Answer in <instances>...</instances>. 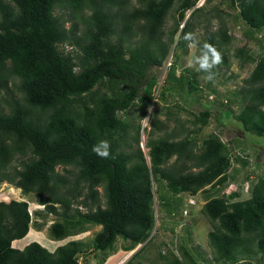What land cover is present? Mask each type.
I'll return each mask as SVG.
<instances>
[{
  "label": "trees",
  "instance_id": "1",
  "mask_svg": "<svg viewBox=\"0 0 264 264\" xmlns=\"http://www.w3.org/2000/svg\"><path fill=\"white\" fill-rule=\"evenodd\" d=\"M197 1L0 0V183L33 195L42 206L35 214L56 217L47 226L52 240L100 226L89 243L72 239L52 251L37 241L14 247L30 226L41 230L46 220H32L25 199H1L0 264H79V256L88 254L102 264L118 249L142 244L124 263L131 264L152 238L155 183L160 208L169 214L183 209V193L203 192L200 210L212 225L207 243L214 264H264V176L248 198L238 199L240 191L219 196L236 175L232 162H248L234 156L230 142L217 133L197 136L213 117L218 123L230 116L244 132L264 136V0H221L225 8L213 7L219 18L215 30ZM228 8L246 24V40L260 48L253 55L245 43L234 52L241 67L253 65L243 86L229 103L210 99L220 109L217 115L201 102L197 76L204 72H177L178 61L170 63L160 98H177L180 109L193 102L204 109H186L199 125L194 131L180 124L155 137L153 130L167 125L151 115L144 152L140 120L157 85L149 67L162 66L171 48L187 52L185 34L202 26L197 56L210 43L222 55L219 66L229 68L232 35L219 15ZM232 104L240 105L238 112ZM133 106L138 120L130 115ZM102 140L110 144L108 158L93 151ZM178 248L181 257L159 252L161 264H200L186 245Z\"/></svg>",
  "mask_w": 264,
  "mask_h": 264
},
{
  "label": "rangeland",
  "instance_id": "2",
  "mask_svg": "<svg viewBox=\"0 0 264 264\" xmlns=\"http://www.w3.org/2000/svg\"><path fill=\"white\" fill-rule=\"evenodd\" d=\"M134 1V0H132ZM198 7H204V12L207 13L205 16L210 17L211 25L210 29L215 30L218 27L219 18L216 16L217 11L213 10V7L218 6L219 8L224 7V2L221 0H211L206 3L205 0H198L196 3ZM225 8V7H224ZM228 14L219 13L220 17L226 22L228 30L232 35V41L228 45L229 59L231 65L229 68L223 66H216L214 72V79L207 80L205 78L206 73L198 74V83L202 88L203 99L201 102L204 103V107H212V112L217 114L220 113L218 106H215L210 99H215V101H224L233 98V93L243 86L242 79L249 75L252 69V64H245L240 66V60L234 56L236 48L242 46L246 43V47L250 50L253 55H257L260 51L259 46L253 40H246L244 35L247 30V26L244 21L238 16L237 10L233 8H228ZM189 14V10L186 12V16ZM172 23L171 17L167 19L166 27H169ZM204 30L202 26L195 29L194 34L196 36L197 42L201 40ZM177 38V36H176ZM198 47L196 44L187 47V52L182 50L171 48L169 55L163 62L162 66H150L148 69L149 75H155L157 79V85L154 90L153 99L147 108V115L140 120L143 131L140 136V146L144 152L146 148L144 143L149 135L151 129L150 116L155 114L159 121L164 122L167 126L163 130H153L152 137L164 135L170 132L172 129L180 128V124L183 125V129L195 130L198 128V124L193 123V115L186 109H190L194 113L203 110L201 103L193 102L187 103L184 108H177L175 97H167L163 100L159 96V91L162 87L166 71L173 61H178L176 70L179 72L181 69L190 68L196 71L198 66L194 63L195 57H197ZM178 55V59H176ZM207 94V96H205ZM209 94H214V96H209ZM209 97V98H208ZM183 103V102H180ZM226 104V103H225ZM181 106V104H179ZM182 107V106H181ZM225 108L224 106H222ZM231 109L233 113L238 112L240 105L232 104ZM130 115H134L135 119L139 116V110L137 106H133ZM222 117V116H221ZM222 122H216L215 118H212L211 123L204 127L202 131L197 133V136L201 140V136L205 133L215 132L220 138L225 142H230L229 147L233 155L237 153L241 154L243 158L248 162L247 165L243 166L240 161H233L231 173H236L235 177L229 180L226 187L222 188L218 195H228L234 191H240V196L238 199H245L251 195L252 186L258 177L264 176V136L260 137L254 133L244 132L239 123L234 119L233 116L221 118ZM138 120V119H137ZM196 134V132H195ZM200 140H198L200 144ZM172 158L170 161H173ZM14 164L17 163L14 161ZM58 171H62V166L57 167ZM237 169V171H234ZM157 184H154L155 192V225L151 232V240L144 246L140 256L134 257L131 264H161L163 261L159 252L169 256L167 253L172 251L178 257H181V252L178 248L179 244H184L193 254L194 259L200 264H214L211 259L212 252L208 247L207 243V232L211 229L212 225L209 220L201 212V206L204 203L203 192H198L197 195L191 196L183 193L180 197L183 198L184 206L181 211H176L175 214H169L165 210L160 208L158 199V189ZM102 193L101 187L98 188ZM27 200L28 210L32 215V220L41 222L46 220L45 226L41 230H36L30 226L27 234L19 241H13L12 246L22 248L31 241H39L43 246L49 250H54L57 246L66 243L72 239H82L85 242H91L93 235L96 231L100 229V226H92L88 231L82 232L80 234L69 236L62 240H52L48 237L47 226L56 217L52 214L42 215L35 214V211L42 210V206L38 205L34 201L33 195H22L20 189L14 187L13 185L2 182L0 183V200ZM192 201V202H189ZM189 203H193L190 205ZM83 210V209H82ZM189 227V228H188ZM191 232H188V230ZM50 242L46 245V241L42 242L41 238ZM122 243L121 239L116 241V246L119 248ZM142 244L137 245L134 249L130 251H123L118 249L115 253L111 254L108 262L110 264H124L131 255L140 247ZM184 264H189L187 260H184ZM107 262V263H108ZM79 264H97L96 258L93 254L81 255L79 256ZM239 264H249L246 262H240Z\"/></svg>",
  "mask_w": 264,
  "mask_h": 264
},
{
  "label": "clouds",
  "instance_id": "3",
  "mask_svg": "<svg viewBox=\"0 0 264 264\" xmlns=\"http://www.w3.org/2000/svg\"><path fill=\"white\" fill-rule=\"evenodd\" d=\"M184 40L188 43L189 47L197 43L194 33H186ZM222 62V55L216 48L205 42L201 46V53L195 57L194 63L198 65V71L206 73L207 80L214 79L213 69ZM93 151L101 158H108L110 156V144L107 140L100 141L97 145L93 146Z\"/></svg>",
  "mask_w": 264,
  "mask_h": 264
},
{
  "label": "crops",
  "instance_id": "4",
  "mask_svg": "<svg viewBox=\"0 0 264 264\" xmlns=\"http://www.w3.org/2000/svg\"><path fill=\"white\" fill-rule=\"evenodd\" d=\"M25 236H26V235H25ZM25 236H24V237H25ZM40 238H41V237H40ZM21 239H22V238H21ZM41 240H42V242L45 240V241H46V243H45L46 245L50 242V240L47 241L46 239L43 240L42 238H41ZM14 241H19V242H20L19 239L14 240ZM36 241H37V240H36ZM37 242H39V241H37ZM39 243H40V242H39ZM40 244H41V243H40ZM51 251H52V250H51ZM111 256H112V255H109V256L106 258L105 262L102 263V264H110V263L108 262V260H109V258H110ZM107 262H108V263H107Z\"/></svg>",
  "mask_w": 264,
  "mask_h": 264
},
{
  "label": "built area",
  "instance_id": "5",
  "mask_svg": "<svg viewBox=\"0 0 264 264\" xmlns=\"http://www.w3.org/2000/svg\"><path fill=\"white\" fill-rule=\"evenodd\" d=\"M189 202H192V201H189Z\"/></svg>",
  "mask_w": 264,
  "mask_h": 264
}]
</instances>
